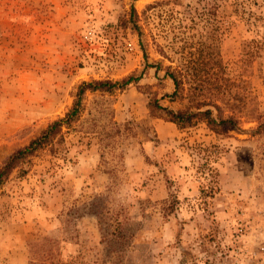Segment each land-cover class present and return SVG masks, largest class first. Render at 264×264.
I'll return each mask as SVG.
<instances>
[{
	"label": "rangeland",
	"instance_id": "1",
	"mask_svg": "<svg viewBox=\"0 0 264 264\" xmlns=\"http://www.w3.org/2000/svg\"><path fill=\"white\" fill-rule=\"evenodd\" d=\"M160 1L0 0V166L65 115L83 82L139 80L87 94L107 110L104 133L113 117L139 124L109 138L102 162L96 136L71 133L55 165L41 153L0 186V264H264V54L241 61L259 39L250 10L223 12L224 103L242 130L218 137L150 117L152 95L182 107L163 97L186 36L162 7L147 10Z\"/></svg>",
	"mask_w": 264,
	"mask_h": 264
},
{
	"label": "trees",
	"instance_id": "2",
	"mask_svg": "<svg viewBox=\"0 0 264 264\" xmlns=\"http://www.w3.org/2000/svg\"><path fill=\"white\" fill-rule=\"evenodd\" d=\"M162 7V23L172 28V33L181 34L182 44L178 46L180 52V65L175 68L176 73L167 68V76L174 83V91L163 98H170V102H179L182 107L173 109L161 103V99L152 95L149 98L148 109L150 117L161 118L175 124L178 129L184 130L205 123L209 130L218 137L227 136L231 131H241L239 122L226 115L225 100L226 86L228 82L227 68L221 50L223 31V12L227 7H233L237 13L241 11L249 15V24L256 26V34L259 37L255 45L244 49L242 60L247 57L261 56L264 54V0H164L156 2L147 10ZM132 19L129 21L132 29L140 33L137 23L139 16L134 7L131 11ZM245 19V15L242 17ZM126 28L129 25L125 26ZM198 35L200 41L190 38ZM141 34V33H140ZM161 52L168 56L164 50ZM171 58V57H168ZM139 80L135 76L125 77L120 81L93 80L79 85L75 94L72 107L62 118L51 122L41 133L30 142L12 153L0 166V186L5 184L15 171H20L25 176L28 171L24 168L33 164L34 159L47 153L53 159H60L61 148H66L67 135L96 136L101 162L105 159V148L109 138H117L124 130L133 131L139 128V124L132 122L117 123L114 117L108 124V131H102V104L94 101L90 108L87 107V94L100 95L112 94L116 90H125ZM87 113L88 117H85ZM112 114V112H110ZM66 130V131H65ZM115 131V132H113ZM105 142H107L105 144ZM103 146V147H102ZM69 148L64 152L62 161L70 162L67 157ZM99 201H102V198ZM94 204V203H93ZM92 212L99 216L97 210ZM122 223H117V229L121 230ZM120 235L122 234L121 231Z\"/></svg>",
	"mask_w": 264,
	"mask_h": 264
}]
</instances>
